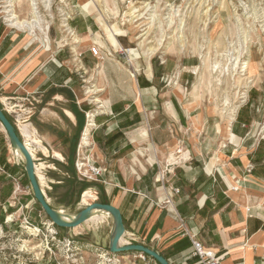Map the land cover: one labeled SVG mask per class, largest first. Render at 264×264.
<instances>
[{"label": "crops", "instance_id": "1", "mask_svg": "<svg viewBox=\"0 0 264 264\" xmlns=\"http://www.w3.org/2000/svg\"><path fill=\"white\" fill-rule=\"evenodd\" d=\"M73 15V28L83 42L76 50H85L94 43L92 35H79L77 28L89 31L95 24L90 14L88 20ZM3 27L0 92L30 116L34 102L47 96L35 119L66 133L76 119L63 93L76 90L77 84L71 70L53 57L68 54L65 47L71 44L59 50L47 42L44 48L29 34ZM83 61L97 97L93 109L74 104L90 117L79 156L102 171L96 181L102 184L106 203L120 211L125 243L142 244L170 264H199L191 255L193 239L215 252L221 264H264V137L248 134L234 120L231 136L222 135L223 120L216 112L184 103L188 89H160L157 81L153 84V73L136 74L118 56ZM43 137L56 139L48 131ZM185 152L186 160L168 163L170 153ZM101 255L110 264H156L137 253L111 255L102 250Z\"/></svg>", "mask_w": 264, "mask_h": 264}, {"label": "rangeland", "instance_id": "2", "mask_svg": "<svg viewBox=\"0 0 264 264\" xmlns=\"http://www.w3.org/2000/svg\"><path fill=\"white\" fill-rule=\"evenodd\" d=\"M18 1L0 0V26L28 33L31 40L43 43L44 48L47 42L58 46L59 50L71 44L65 47L69 48L68 54L53 57L54 62L71 70L77 84L76 90H64L63 93L71 113L75 116V111L80 115L75 116V126H68L66 133L35 119L47 96L42 97L41 102H34L35 113L30 116L14 98L0 92V106L17 131L19 122L29 123L47 150V154L35 151L33 162L42 166L40 173L44 185L41 189L55 209L74 215L83 208L80 205L82 194L73 210L60 205L64 201V181L69 177L68 161L73 162L78 180L96 182L100 186L101 191L87 189L95 193L93 202L106 203L102 184L96 181L102 171L94 179L84 171L88 165L97 167L88 157L79 156L81 144H86L82 139L89 112L76 111L74 104L81 109H93L97 97L84 58L85 61H101L105 56H118L126 68L136 74L150 76L153 73V84L157 81L160 89L179 88L180 85L184 91L188 89V99L184 103L203 104L216 112L223 122H241L240 128L248 134L264 137V0H22L20 4ZM29 1L35 4V9L31 10ZM11 4L12 7L7 6ZM91 11L101 15L103 20L98 22ZM73 14L87 20L90 14L91 22L95 24L89 31L77 28L79 35L83 31L92 35L94 43L85 50H76L83 42L73 28ZM13 16H17L16 23ZM8 18L12 20L11 24L7 22ZM23 21L28 28L20 26H24ZM75 23L78 25L79 19ZM92 47L97 49V57L91 54ZM151 51L153 53L149 54ZM237 57L239 66L233 72L227 65ZM244 65L248 66V71L243 72ZM195 67L196 72L192 70ZM180 74L182 78L178 80ZM50 109L59 111L56 107ZM194 122L193 119L194 129H198ZM78 124L82 125L80 130ZM47 131L55 136L53 142L43 137ZM12 151L5 133L0 130V264H110L101 253L102 250L108 252L111 219H105L96 227L82 224L62 229L50 225L49 219L32 200L29 185H25L23 161ZM53 152H58L62 160L54 158ZM184 154L189 158V154ZM4 163L16 167V174L4 171ZM80 164L85 165L81 171L77 168ZM68 201L66 198L65 203Z\"/></svg>", "mask_w": 264, "mask_h": 264}, {"label": "water", "instance_id": "3", "mask_svg": "<svg viewBox=\"0 0 264 264\" xmlns=\"http://www.w3.org/2000/svg\"><path fill=\"white\" fill-rule=\"evenodd\" d=\"M0 125L4 130L9 145L13 150H17L23 157V168L26 179L29 183L33 199L38 203L45 216L49 219L50 224L62 229H72L82 225L88 220L92 211L106 212L111 219V230L108 239V252L111 255H120L128 253H137L152 259L157 264H170L163 256L156 251L137 243L121 244L125 228L120 211L108 203L93 202L76 212L72 217L68 214H60V210L54 209L48 202L44 192L35 175L34 162L28 152L24 141L18 133L16 127L6 118L4 111L0 106Z\"/></svg>", "mask_w": 264, "mask_h": 264}, {"label": "bare ground", "instance_id": "4", "mask_svg": "<svg viewBox=\"0 0 264 264\" xmlns=\"http://www.w3.org/2000/svg\"><path fill=\"white\" fill-rule=\"evenodd\" d=\"M22 0H19L18 1V4H20V2H21ZM97 2L99 1V0H96ZM12 2V1H11ZM29 2H31V1H29ZM7 6H9V7H12V4L11 5H7ZM31 6H32V8H31ZM33 6H35V4L33 3V2H31L30 3V8H31V10H33V9H35ZM14 7V6H13ZM3 8V7H2ZM88 9H89V6H88ZM10 11V10H9ZM36 11V10H35ZM12 12H13V10H12ZM4 13H6V12H4ZM91 13H92V15H94L95 17V19L98 21V22H101L102 20H103V17L101 16V15H95V13L94 12H92L91 11ZM8 14V13H7ZM14 14V13H13ZM36 14V13H35ZM31 15V14H30ZM32 16H34V11H33V15ZM9 17H10V15H9ZM7 18V17H6ZM17 18V16H13L12 17V19L14 20V19H16ZM38 18V17H37ZM9 19V18H8ZM7 19V22H9L10 21V24H11V22H12V20H8ZM35 19V18H34ZM15 21V20H14ZM36 21V20H35ZM37 21H38V19H37ZM36 21V22H37ZM25 22L26 21H23V23H24V26L23 25H20L21 27H25V28H28L27 26H29V25H26L25 24ZM15 23H16V21H15ZM38 23V22H37ZM30 24H32V23H30ZM16 25V24H15ZM18 25V24H17ZM12 26V25H11ZM14 26V25H13ZM39 26V25H38ZM15 27H17V26H15ZM31 27H32V25H31ZM30 27V28H31ZM18 28V27H17ZM20 28V27H19ZM29 28V31H32L31 29ZM41 30V29H40ZM28 34V33H27ZM31 34H34V33H31ZM43 34V33H42ZM68 41V40H67ZM155 47V46H154ZM152 50V49H151ZM153 50H154V48H153ZM153 53V51H151L149 54H152ZM238 53V52H237ZM239 54V53H238ZM216 55V54H215ZM237 55V54H236ZM164 57V56H163ZM223 57V56H222ZM146 58H148V56H147V54H146ZM239 57H237V58H235V61L233 62V63H231V64H228L227 66H231V70L233 71V72H235L237 69H238V63H237V60H239L238 59ZM228 62V61H227ZM230 63V62H229ZM222 64V63H221ZM218 64L216 63L215 65H214V68L216 69V71L218 70V66H217ZM247 67L248 66H246V65H244V70H243V72H245L246 70L248 71V69H247ZM148 68H150L149 67V65H148ZM250 69V68H249ZM192 70H194L195 72H196V67L195 68H193ZM221 70V69H220ZM230 70V71H231ZM227 71V70H226ZM242 71V70H241ZM190 72V71H189ZM213 72V71H212ZM218 73V72H217ZM219 73H221V71L219 72ZM231 74H232V72H231ZM220 75V74H219ZM219 75H217L218 77H219ZM222 75H224V74H222ZM222 77V76H221ZM221 77L219 78V79H221ZM224 77V76H223ZM218 79V80H219ZM226 79V78H225ZM215 80H217V79H215ZM240 80V79H239ZM243 80V79H242ZM241 80V81H242ZM221 81V80H220ZM219 81V82H220ZM240 81V82H241ZM216 82V81H215ZM239 82V83H240ZM252 82V81H251ZM250 82V83H251ZM237 83V82H236ZM218 84V83H217ZM236 86V85H235ZM237 95V94H236ZM243 98V97H242ZM226 101H228V100H226ZM225 101V104H227L228 102H226ZM97 103H99V101H96ZM5 103V102H4ZM6 105V104H5ZM219 105V104H218ZM10 106V105H9ZM215 107V106H214ZM226 107V106H225ZM227 108V107H226ZM224 109V108H223ZM226 110H228V109H226ZM224 111H225V109H224ZM234 111V110H233ZM226 112V111H225ZM232 112V111H231ZM67 113V115L70 117V118H73L72 117V115L70 114V113H68V112H66ZM223 113V112H222ZM232 114V113H231ZM89 115V114H88ZM226 116V115H225ZM234 117V116H233ZM88 118H90V117H88ZM90 123V122H89ZM195 123V122H194ZM196 125V124H195ZM229 125H230V122H227V121H225V122H223L222 123V127H221V130H222V135H224V136H228L229 135ZM18 126V131H19V134H20V136H21V138H22V140L24 141V144H25V146H26V148H27V150H28V152L30 153V155H31V157H32V160H34V153H35V151H39V152H42L43 154H47V150H46V148L41 144V139H40V137H39V135H38V133H37V131H36V129L32 126V125H30L29 123H22V122H19V125H17ZM92 126V125H91ZM0 130L2 131V132H4V130H3V128L1 127V125H0ZM89 133V132H88ZM87 130H85V132H84V134H83V139H82V141H83V143H85L86 141H87V139H86V137H87ZM43 141V140H42ZM88 143V142H87ZM85 145V144H84ZM12 153H13V155L14 156H16V157H18L19 158V160L21 159H23V157H22V155L17 151V150H14V151H12ZM179 153H181V152H179ZM187 155L186 154H184V153H182V154H180V155H178L177 153L176 154H174V153H170L169 154V157H168V163H174L175 161H177V160H180V159H186L187 157H186ZM15 157V158H16ZM53 157L54 158H57V159H59V160H62V156L58 153V152H53ZM178 157V158H177ZM41 167L42 166H38V165H36V163H34V170H35V175H36V178H37V180H38V182H39V185H40V187H43V185H44V177L41 175V173H40V169H41ZM44 175V174H43ZM96 199V196H95V193H94V191H92V190H86V191H84L83 193H82V195H81V198H80V205L81 206H83V207H85V206H88L89 204H91L94 200ZM60 212V214H62V215H64L65 213L63 212V211H59ZM69 217H72V215H70ZM107 218H110L109 217V215L106 213V212H103V211H97V210H94V211H92V213L90 214V217L88 218V220L87 221H85L83 224L84 225H88V226H93V227H96V226H98V224H100V223H102L105 219H107ZM120 243L121 244H125V240L124 239H121L120 240ZM36 249V248H35ZM32 252V251H31Z\"/></svg>", "mask_w": 264, "mask_h": 264}, {"label": "trees", "instance_id": "5", "mask_svg": "<svg viewBox=\"0 0 264 264\" xmlns=\"http://www.w3.org/2000/svg\"><path fill=\"white\" fill-rule=\"evenodd\" d=\"M74 114H75L76 118L80 117V115L78 113H76L75 111H74ZM4 115L11 122V120L9 119V117L6 115L5 112H4ZM81 127H82V125L78 124L79 130ZM68 163H69V165L67 166L66 170L68 172L69 177L66 178L64 181V186L66 189H65V192L62 196L64 201L60 202L61 203L60 205L64 206L63 207L64 209L73 210L79 201L80 195L84 191H86L89 188H95L98 191H101V189L99 188L100 186L96 182H92V181L89 182V181H86L84 179L78 180V177L76 176V173L74 170L73 162L68 161ZM3 168H4V171L8 172L10 175H15L17 172L16 167H9L5 163L3 164ZM22 175L25 177V185H29V183L26 179V175H25L24 170L22 172ZM66 198H69V201L67 203H65ZM32 200L35 202V204L38 205V203L33 199V196H32ZM103 202L105 203V201H103ZM62 203H65V204H62ZM39 210L41 211L40 206H39ZM55 228H57V227H55Z\"/></svg>", "mask_w": 264, "mask_h": 264}, {"label": "built area", "instance_id": "6", "mask_svg": "<svg viewBox=\"0 0 264 264\" xmlns=\"http://www.w3.org/2000/svg\"><path fill=\"white\" fill-rule=\"evenodd\" d=\"M90 52L93 56H95V57L98 56V51L95 47H92L90 49ZM14 106L15 105H12V107L15 109L16 107H14ZM83 167H85V165H83V164H80L79 166L77 165V168L79 171H81V169ZM84 172L89 173V175L92 176L94 179H95V177H98L101 175L100 169L95 168L92 165L91 166L88 165ZM191 255H192V257H196L198 259L199 264H221V260L219 259L218 255L215 252H213L210 249L204 248L199 242H197L193 239L191 241ZM138 256L142 260H145L144 256H142V255H138Z\"/></svg>", "mask_w": 264, "mask_h": 264}]
</instances>
